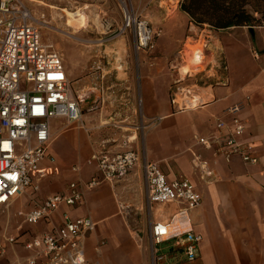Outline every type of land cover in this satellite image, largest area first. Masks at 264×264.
<instances>
[{"label": "built area", "instance_id": "2783aa9c", "mask_svg": "<svg viewBox=\"0 0 264 264\" xmlns=\"http://www.w3.org/2000/svg\"><path fill=\"white\" fill-rule=\"evenodd\" d=\"M156 1L171 10L177 9L183 0ZM123 22L125 28L134 30L137 51L151 46L153 32L148 21L126 10ZM189 25L186 42L170 62V102L178 111L188 109V103L199 97L198 83L220 82L216 75L221 77L224 69L223 50L212 28ZM199 28L206 33L203 40ZM188 43L190 48L186 47ZM207 68L213 76H207ZM90 93L87 111H101L106 103V89L101 83L91 88ZM82 102L73 94L61 55L52 46L42 44L38 22L23 0H0V213L26 191L38 192L42 179L53 173L42 168L44 162L51 166L54 163L48 152L51 123L58 119L80 123ZM242 109L240 104L227 108L223 118L214 120L208 134L193 138L188 149L189 166L201 182L212 180L211 164L216 161L238 159L245 166L260 162L258 150L264 147V138L246 134L240 118ZM120 150L116 152L106 143L99 144L86 161L96 173L89 182L77 178L67 185L64 193L34 201L29 209L16 213L22 224L49 226L38 236L20 232L5 238L8 245L20 246L27 252L26 264H103L89 260L86 255V239L96 228L90 216L72 218L65 214L59 225L54 218L62 207L80 206L86 189L102 182L118 183L137 167H141L152 214L148 233L151 264H168L169 253L186 262L198 259L202 238L190 223L191 212L201 203L195 186L185 178H169L159 164L143 160L128 140L121 144ZM206 152L210 158L203 155ZM70 172L79 174L81 167L75 165ZM169 208L171 213L166 211ZM162 245L166 246V252L160 255Z\"/></svg>", "mask_w": 264, "mask_h": 264}, {"label": "crops", "instance_id": "0c3cea01", "mask_svg": "<svg viewBox=\"0 0 264 264\" xmlns=\"http://www.w3.org/2000/svg\"><path fill=\"white\" fill-rule=\"evenodd\" d=\"M32 2L51 10L67 11L43 1ZM79 12L81 16L78 19L65 17V20L72 22L65 24L69 29H78L79 22L89 26L91 30L103 29L97 13L79 9L78 12L71 11L69 14ZM30 13L32 14L31 11ZM95 15L100 27L94 21ZM217 35L224 54L221 77L216 75L220 82L198 85V98H202L204 102L184 111L174 110L171 105L172 78L170 81L165 76L160 80L158 74L141 70L138 79V118L132 113L137 105L133 100L131 105L126 104L129 100H125L118 112V94L126 88H116L110 84L108 78L105 79L107 74L102 69L101 62L99 59L94 60L87 78L92 80L89 90L102 83L106 89V103L101 111H87L88 114H83L82 111L83 128L68 129L64 126L62 129V122L54 120L51 123V127L54 125L53 137L48 152L54 163L51 166L44 162L42 168L53 171L44 179H58L54 181L52 192L43 199L64 193L67 185L77 178L87 183L96 176L95 169L91 166H86L83 173L79 174L71 173L70 169L75 165L82 169L86 159L99 144L106 143L108 148L120 152L121 144L128 140L131 148L143 160L159 164L169 178L188 179L201 196L200 206L190 214L192 229L202 238L199 257L193 262H186L169 253L166 260L168 264H263L264 147L258 150L260 162L256 166H245L238 159L214 162L211 164L213 176L209 182L198 180L189 166L188 149L193 144V138L208 134L214 120L223 118L224 111L233 105L240 104L243 107L240 118L245 124L246 134L264 138V27L229 28ZM64 68L70 83L74 82L77 73L69 65ZM128 122L142 126L143 140L136 132L129 133L134 129L126 125ZM203 155L210 158L207 152ZM129 177L127 178L132 180V175ZM44 179L40 182V187ZM129 188L123 181L114 184L102 182L84 191V201L80 206L62 207L55 216L54 221L58 225L65 214L72 218L90 216L94 220L96 228L85 242L89 260L103 264H151L150 254L142 251L130 236L131 217H124L120 211L119 201L126 200L124 195ZM166 211L172 212L171 208ZM48 228V224H42L21 232L38 236ZM101 242L103 245H100ZM2 250L4 251L1 253ZM0 253V264H26L27 252L23 248H5L4 245Z\"/></svg>", "mask_w": 264, "mask_h": 264}, {"label": "rangeland", "instance_id": "374dc122", "mask_svg": "<svg viewBox=\"0 0 264 264\" xmlns=\"http://www.w3.org/2000/svg\"><path fill=\"white\" fill-rule=\"evenodd\" d=\"M23 1L38 22L42 43L52 46L61 55L64 66H71L77 73L76 80L71 82V88L74 96H79L83 101L81 104L83 114H88L87 109L90 106L91 93L89 87L92 85V80H87V78L94 60L99 59L102 69L107 74L105 79L108 78L110 84L116 86V88L120 86L126 88L118 94L120 105L117 107V111L119 112V107L123 106L121 104L125 100L130 101L126 103L129 105L133 104L131 102L133 100L137 105L134 106L135 109L133 107L135 112L132 113L135 118H138L139 72L142 70L145 73H156L159 75L160 80L167 76L171 81L170 62L177 51L182 48L189 35L188 29L191 21L188 15L181 10V4L184 0L177 9L171 10H168L164 5L159 6L156 0H39L46 4L55 5L57 8H64L67 11L51 10L32 2V0ZM245 1L247 3L246 9L252 17L251 25L253 27L251 29L263 28L264 0ZM170 2L174 3L173 0H170ZM52 8L55 9L53 6ZM79 9L88 13H97L100 16L103 29L101 31L91 30L89 26L82 25L80 22L78 29H69L65 24L72 22L69 19L65 20V17L70 18L72 16L73 19H78L81 16L80 12L72 15L69 12H78ZM126 10L134 17L149 22L153 32V40L148 49L136 50L134 30L133 28H125L123 22V13ZM204 27L207 30L209 26L205 25ZM202 28L197 30L201 35L200 37H202L201 40L206 35L205 32L201 33ZM211 31L219 39L217 34H220L222 30L212 28ZM186 47L190 48L189 43ZM209 69L207 68L205 73H208L207 76H213V72H209ZM196 79H198V76ZM214 82V80H210L208 83L212 84ZM190 83L193 82H185V84ZM198 85L201 86L200 83ZM55 122H62L63 125L60 126L62 129L65 127L68 129L77 128L82 125L81 122L70 125L63 119ZM126 125L134 129L129 133L136 132L138 136L141 135L143 140L142 126L137 125L135 122H128ZM53 127L52 124L51 140ZM141 139L139 137L140 143ZM86 161L82 166L81 173L87 166ZM130 175H132V180H129ZM130 175L127 176L129 178L126 177L127 179L121 180L124 183L126 182V185H129L130 188L125 191L124 198L126 200L119 201L120 211L125 215L124 217H131L130 236L133 242L142 251L150 254L148 233L151 213L146 198L141 167H137ZM57 179L54 177L44 179L38 192L26 191L8 209L0 213V249L4 245L5 248L11 247L6 244L5 238L14 236L23 230H30L31 227L22 224L20 218L15 216L16 212L29 209L34 201H40L52 192L54 181ZM19 227L21 229L18 230ZM12 247L21 248L17 245ZM165 247L164 245L159 246L160 255L166 252Z\"/></svg>", "mask_w": 264, "mask_h": 264}, {"label": "trees", "instance_id": "16d2710c", "mask_svg": "<svg viewBox=\"0 0 264 264\" xmlns=\"http://www.w3.org/2000/svg\"><path fill=\"white\" fill-rule=\"evenodd\" d=\"M246 8L245 0H184L181 4V10L188 15L191 23L198 27L207 25L216 30L237 27L251 29L252 17Z\"/></svg>", "mask_w": 264, "mask_h": 264}, {"label": "bare ground", "instance_id": "6f19581e", "mask_svg": "<svg viewBox=\"0 0 264 264\" xmlns=\"http://www.w3.org/2000/svg\"><path fill=\"white\" fill-rule=\"evenodd\" d=\"M94 21L97 24V26L100 27V24H99V21H98V17L96 15L94 16ZM184 71H185V69L182 70L183 73H184ZM207 90H208V93L210 94V92H211L210 88H208ZM203 102H204V100L202 98H196L195 101H192V102L188 103V108H194L196 106L201 105Z\"/></svg>", "mask_w": 264, "mask_h": 264}]
</instances>
